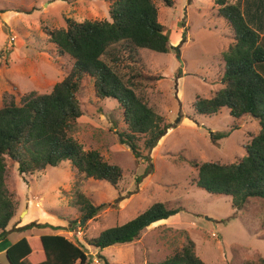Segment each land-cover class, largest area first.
I'll return each mask as SVG.
<instances>
[{
    "label": "rangeland",
    "instance_id": "374dc122",
    "mask_svg": "<svg viewBox=\"0 0 264 264\" xmlns=\"http://www.w3.org/2000/svg\"><path fill=\"white\" fill-rule=\"evenodd\" d=\"M171 1L170 8L160 0L156 7L157 19L175 50L165 54L137 51L139 65L151 80L136 89V94L171 127L144 153L153 165L152 172L147 173L146 161L135 160L129 148L119 144L115 130L125 126L116 101L97 99L91 80L84 78L76 96L83 115L76 120L72 139L82 151H97L103 161L118 166L122 178L117 187L85 179L68 161L20 177L17 164L6 159L4 185L17 202V217L0 242V264H9L5 247L20 237L54 234L51 228L19 233L13 230L14 222L19 227L33 222L63 224L66 229L72 222V232L58 233L83 247L92 258L88 264H103L98 256L108 264H158L179 252L188 238L204 264L264 259V200L251 198L236 210L229 197L196 187L197 169L189 165L191 161L236 163L259 131L255 119H235L226 108L213 116L193 114L196 97L210 98L223 87L222 54L230 44V32L223 20L213 17L218 9L214 0ZM227 2L237 5L246 22L250 21L248 25L262 33L264 47V0ZM108 9V0H0V109L9 102L19 105L30 94L50 93L73 64L70 56L60 55L51 43L52 33L65 28L66 19L77 23L109 20ZM183 31L186 41L181 45ZM255 70L264 78V64H257ZM215 132H227L228 137L214 141L211 134ZM138 177L140 182H136ZM77 191L100 207L94 218L82 220L78 206L71 205ZM156 202L182 211L151 224L128 244L98 250L85 242L105 229L127 223ZM26 218L31 220L25 222Z\"/></svg>",
    "mask_w": 264,
    "mask_h": 264
},
{
    "label": "trees",
    "instance_id": "16d2710c",
    "mask_svg": "<svg viewBox=\"0 0 264 264\" xmlns=\"http://www.w3.org/2000/svg\"><path fill=\"white\" fill-rule=\"evenodd\" d=\"M156 1L159 0H108L109 20L77 23L66 19L65 28L53 32L50 41L60 55L73 59L70 73L50 93L30 94L19 105L9 102L0 109V242L11 231L7 227L17 211V202L4 185L6 159L17 164L20 177L68 161L82 178L106 181L113 187L121 180L118 166L103 161L97 151H82L72 139L76 120L83 115L76 96L84 78L91 80L97 99L116 101L125 126L123 130H115L119 144L128 147L135 160L146 161L147 173L152 172L153 165L144 153L150 152L171 127L136 94V89L151 80L139 65L137 51L165 54L175 50L169 45V33L157 19ZM160 1L169 8L172 6L171 0ZM214 3L218 9L213 17L224 21L231 40L222 54L223 87L210 98L196 97L193 114L213 116L226 108L235 119L244 116L255 119L259 131L245 148L246 155L236 163L191 161L189 165L197 169L196 187L229 197L232 207L238 210L251 198L264 200V78L255 70L257 64H264V47L260 35L247 24L237 5L227 0ZM185 41L183 31L181 45ZM226 137L227 132L211 134L214 141ZM140 180L138 177L136 182ZM70 203L78 206L82 220L94 218L100 210L78 191ZM180 211L156 202L127 223L105 229L97 238L85 242L98 250L128 244L151 224ZM70 223L66 229L33 222L16 231L51 228L72 232L75 227ZM5 257L9 264H88L91 258L78 243L55 233L23 236L6 249ZM98 261L108 264L103 256H98ZM158 264L204 263L195 255L194 243L188 238L179 252ZM246 264H264V259Z\"/></svg>",
    "mask_w": 264,
    "mask_h": 264
},
{
    "label": "crops",
    "instance_id": "0c3cea01",
    "mask_svg": "<svg viewBox=\"0 0 264 264\" xmlns=\"http://www.w3.org/2000/svg\"><path fill=\"white\" fill-rule=\"evenodd\" d=\"M247 14H249V15L251 16V13H250V12L247 13ZM251 18H252V16H251ZM251 20H252V19H251ZM248 23L250 24V21H249ZM248 23H247V24H248ZM250 25H251V24H250ZM256 29H257V28H256ZM180 34H181V33H180ZM258 34H259V33H258ZM259 35H260V43H261V41H262V39H263V35H262V33H260ZM179 37H180V35H179ZM16 212H17V211H16ZM26 213H27V212H25V214H26ZM23 214H24V213H23ZM47 214H48V215H47ZM47 214H46L47 216L52 215L51 213H50V214L47 213ZM15 216L17 217V213L15 214ZM15 216H14V217H15ZM14 217H13V218H14ZM16 217H15V218H16ZM24 217H25V216H24ZM13 218H12V219H13ZM55 218H56V217H55ZM12 219H11V220H12ZM26 219H28V220L25 221V222H29V221L31 220V219H29V218H26ZM57 219H58V218H57ZM163 221H164V220H163ZM10 222H11V221H10ZM161 222H162V221H161ZM47 224L50 225V223H47ZM13 225L15 226V227H13V228H14V229H13L14 231H16L17 229L21 228V227H19V226H16V225H15V222H14ZM23 226H24V225H23ZM25 226H26V225H25ZM50 226H54V225H50ZM56 226L65 228V225H63V224H62V225L59 224V225H56ZM54 227H55V226H54ZM11 228H12V226H11ZM11 228H10V229H11ZM44 229H46V228H44ZM62 231H63V230L53 231V233H55V234H60V235H61V233H58V232H62ZM63 236H64V235H63ZM20 238H21V237H20ZM66 238H67V237H66ZM67 239H68V238H67ZM18 240H19V239H18ZM18 240H17V241H18ZM15 242H16V241H15ZM9 245H10V244H9ZM9 245H7V246L5 247V250H4V251H6V249L9 247ZM11 245H12V244H11Z\"/></svg>",
    "mask_w": 264,
    "mask_h": 264
}]
</instances>
